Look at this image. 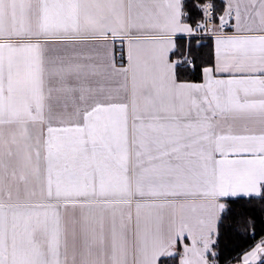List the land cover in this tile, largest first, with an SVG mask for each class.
<instances>
[{
  "label": "snow or ice",
  "instance_id": "obj_1",
  "mask_svg": "<svg viewBox=\"0 0 264 264\" xmlns=\"http://www.w3.org/2000/svg\"><path fill=\"white\" fill-rule=\"evenodd\" d=\"M0 264H264V0H0Z\"/></svg>",
  "mask_w": 264,
  "mask_h": 264
}]
</instances>
